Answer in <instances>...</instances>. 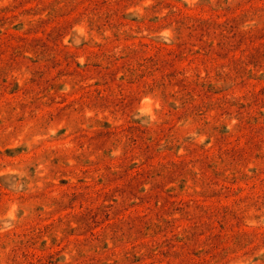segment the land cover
Wrapping results in <instances>:
<instances>
[{
    "label": "rangeland",
    "instance_id": "1",
    "mask_svg": "<svg viewBox=\"0 0 264 264\" xmlns=\"http://www.w3.org/2000/svg\"><path fill=\"white\" fill-rule=\"evenodd\" d=\"M0 264H264V0H0Z\"/></svg>",
    "mask_w": 264,
    "mask_h": 264
}]
</instances>
